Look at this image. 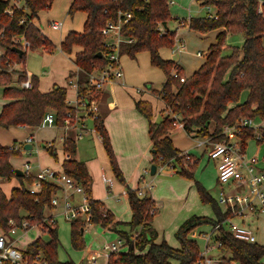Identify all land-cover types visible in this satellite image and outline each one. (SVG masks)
<instances>
[{
  "label": "trees",
  "instance_id": "1",
  "mask_svg": "<svg viewBox=\"0 0 264 264\" xmlns=\"http://www.w3.org/2000/svg\"><path fill=\"white\" fill-rule=\"evenodd\" d=\"M52 2L53 0H12L11 3L10 0H0V47L3 50L0 54V84L4 86L3 96L12 99L0 111L2 127H38L50 110L55 114V124L60 126L66 111L72 110L66 104L65 87L54 85L51 90L42 92L38 89L37 77L31 76L32 88L22 89L10 85L11 75L7 71L14 64H25L26 51L19 55L13 50L16 46L12 40L18 34H23L29 41L30 49L42 48L49 53L56 49L54 43L33 22L38 12L49 9ZM168 3V0H72L68 14L82 11L86 13V19L82 31L67 32L58 48L65 53H70L74 46L81 48L74 56L77 73L70 75L77 76L79 96H90L92 88L88 84L89 74L108 63V50L103 45L101 28L107 20L116 21L119 11L127 12L129 16L124 19L120 32L124 37L131 38L132 42H121L119 55L134 57L138 52L147 51L150 64L161 69L165 75L161 89L154 91L167 111L161 120L153 121V109L148 101H135V109L148 122L147 133L152 144L151 162L156 166L171 165L174 170L177 169L176 172L193 179L198 160L190 163L189 159L193 156L175 148L168 131L181 125L192 138L204 136L211 141H219L224 138L222 131L225 126H235L244 118L264 117V16L256 12L257 0H204V3L215 7L217 18L191 17L186 23L188 28L202 33L223 29L216 35V42L208 47L204 62L181 82L171 75L174 67L180 75L183 74L181 66L173 60L163 59L159 54L161 47H172L174 44L175 32L164 29L161 25L171 19ZM235 32L243 35L242 46H232L230 54L223 55L226 35ZM11 70L18 73V81L25 79L23 69ZM145 85L151 91V85ZM244 91H247V96L240 101ZM93 127L101 138L115 178L125 183L99 114L93 119ZM259 131L261 137L256 140L264 143V126ZM255 135L252 126H241L237 132L244 148L246 141L255 138ZM15 145L9 147L0 144V178L19 180V186L12 188L9 195L0 188V229L9 234L13 226L21 230H27L33 225L41 226V230L49 234L48 240L37 237L27 245L23 254L29 259L40 254L45 264H75L72 260L58 259L56 221L51 222L44 214L46 208H51L50 199L58 191L57 186L42 181L40 191L31 194L28 187L34 181L33 175L23 173L22 176H16L15 168L9 161L11 156L19 154L20 148H15ZM43 145L50 156L57 159L54 145ZM75 149V139L69 134L63 143V150L70 158L62 162V168L88 195L91 213L89 222L116 232L126 240L128 246L125 252L110 253L107 264H172V260L179 264H196L200 259L199 247L194 239L188 238V234L202 224L213 225L216 221L231 216L229 210L222 212L205 187L195 181L200 200L211 205L214 218L191 215L184 220L174 234L179 241L178 248L170 246L165 240L157 243L151 221L158 209L151 196H139L137 189L127 188L125 193L128 195L131 219L129 222L116 220L100 201L91 198L86 166L72 158ZM23 222H26L24 227ZM84 225L79 219L70 222V238L74 248L81 249L84 246ZM214 239L221 241L219 248L229 253L225 261L264 264V245L237 239L223 228L215 232ZM2 264L10 262L4 261Z\"/></svg>",
  "mask_w": 264,
  "mask_h": 264
},
{
  "label": "rangeland",
  "instance_id": "2",
  "mask_svg": "<svg viewBox=\"0 0 264 264\" xmlns=\"http://www.w3.org/2000/svg\"><path fill=\"white\" fill-rule=\"evenodd\" d=\"M168 1H169L168 7H169L170 16H171V19L168 21V26L169 27L178 26L177 33L185 34L184 39H185L186 49L181 53L175 52V47H173L174 46L173 44L172 48L171 47L162 48L161 49L162 53L160 54L162 56L163 55L166 56L167 59L173 60L175 62H179L183 66L182 69L184 72L181 75L184 77H187L186 74L189 73L188 75L190 76L193 73L194 68L197 67L203 59V58L196 57L194 53L198 49L205 51L207 49V46H205L207 45L206 44L207 41L205 39H210V38H206L208 31L204 32L205 34L203 35H200L202 32L196 35L193 32V30H190L188 28L187 24H185L184 26L179 25V21L181 19L188 20V18L190 17L205 16L207 3H204V0H168ZM10 2L12 3V0H10ZM209 6L211 7L212 11H215V7L212 4H209ZM64 8L65 6L63 5V3L53 2L52 8L48 9V11H44L41 17L42 23H44L48 18L65 20L66 25L61 33H56L54 31L50 32L54 40L56 38H59L58 34L59 36H62V34L66 32V30L68 29L81 30L83 27L82 13H79L76 11L72 15H67V11H66L67 8H65L66 10ZM243 41H244V38L240 32L228 33L225 39L226 46L222 49V54L223 55L230 54L231 47L232 46L241 47L243 44ZM263 43H264V40H263ZM54 45L56 46V49L52 53L57 54L59 53L57 42H55ZM1 49L2 48H0V50ZM52 53L47 52V54H52ZM139 54H140L139 62H142L141 72L143 71L142 73H144V75H141L140 78L146 77L147 81H145L142 84L140 83L129 84L125 82L124 86L125 88H128L131 91L133 90L139 95H140V92H139L140 89L141 91L143 89L145 90L141 94L143 93L146 94L148 102L151 104L152 108L154 109L153 112H156L153 115L152 119L155 118V120L157 121L156 118H161V115L160 114L158 115V112H157V109L160 106V104L157 101L158 100L157 94H155L154 91H159L161 89V84H159V81H158V75L161 77L162 72L161 70H159V68L152 66L149 62H148V65L143 63L144 62L143 58L146 56L145 51H141L139 52ZM44 60H45V57L43 56V54H39L34 49L27 50L26 60H25V68L27 70V74L30 77L32 75L40 76V75H43L42 73H44V70L48 72L51 67H54L52 65H47ZM120 61H121L123 71L126 70L127 73L131 74L132 76L137 72V70H135L137 67L136 63L134 64V62H130L128 55L121 54ZM14 67L15 69H17L15 71H18L20 69L24 70V64H16L14 65ZM146 69L148 70L152 69L155 72L153 74L148 75L146 72L147 71ZM7 71L11 75L10 84L13 83V81H15V85L18 87L20 83V81H18V73L13 72L11 70V67H9ZM72 73L75 74V71H73ZM74 74L70 75V73L68 72L66 78L67 79L74 78L75 77ZM149 77H151V79ZM108 84L109 82L105 83L104 87L106 88V85ZM145 84L151 85L152 87L151 91L146 88ZM66 85L69 86L67 81H66ZM70 87L71 86L68 87L69 93L71 90H74L73 87L71 88ZM104 87L102 89H104ZM107 88L109 89L113 88V90H111V94L118 93V91L116 90L117 89L116 84L114 86L108 85ZM69 96H74V94H69ZM246 96L247 94L243 92L241 96L242 101L245 100ZM67 98L69 99L70 97H67ZM4 99H7V97H4L1 94V85H0V102ZM99 105H100V101L98 104V100H97V106L99 107ZM87 124H88L89 131L93 129L92 128L93 120L91 118H88ZM263 124H264V117L256 116L253 118V124H252L253 127L258 128L260 125H263ZM40 126L42 128L39 129L40 130L39 138L41 137L45 139H51L50 138L51 136L52 137L59 136L60 132L62 134V131L59 129H53L52 127H49L46 125H40ZM134 128H139V125L138 124L134 125ZM173 129H179V131H182V132L175 133L173 135L174 145L177 146V148H181L183 150H186V148L190 146V148H192L190 152L193 154H197V157L191 154L193 158L189 159L190 163H192L196 159L198 160L197 166L194 170L193 179L187 178L186 176L181 175L180 173L176 172L177 169L173 170L172 167L165 166V165L163 166L157 165L155 174L151 175L150 167L151 165L154 164L151 162L152 146L148 149V151H146L148 157H144V154L140 152L141 147L143 148V145L141 142H138L136 147H130V148L133 150L132 154H135V159L136 160L141 159V161L139 163H134V165H131L129 168H126V183H122L118 179L116 180L120 182V184H122L123 187H125L126 189L131 188L133 190H136L137 186H139V188L141 187L142 196L147 195L145 194L147 192H143V190L145 189L152 194L154 199L157 200V207H158V210L156 211V214L154 215L156 216V218L153 216V219L151 221L154 224V227L156 228V230L159 232V237L157 238L155 236V240H158V242H161L162 240H166V242H168L170 246H173L171 242H173L174 245L176 243L177 245L175 246H179V241L175 238L174 232H176L175 230L177 226H180L184 220H186L191 215L205 216L208 218L214 217V212L212 210L211 205L209 203H203L200 200L198 192H197V188L195 185V181L203 185L205 189L210 193L212 198L215 200L217 199V194H218L220 187L216 183V174H215L216 168L214 166L213 161L207 162V157L205 155H200L201 153L200 151H202L200 149L202 148L196 147L197 140H205L207 137L199 136L196 139H193L192 137L188 136V134L186 133V131L183 129L181 125L175 126L173 127ZM136 132L138 133V135H141L139 129H136ZM136 132H133V134L135 135ZM259 132L260 131H256L255 132L256 135ZM133 134H132V137H134ZM23 136H27V134H26V131H24L23 127H20V125L19 126L11 125L8 127L0 126V142L2 144H5V146L6 144H8L7 146L12 147L14 144H16L18 147L19 146L21 147L22 145H20L19 140H21L20 138H22ZM84 137L85 136H83L81 139H77V142H76L77 149H78V144L79 145L81 144L83 148L82 142L84 140ZM37 143H40V142H38L37 140ZM245 154L248 158L255 156L258 159V163H257L258 166L259 167L264 166V143H258L256 138L248 139L246 141ZM13 162L18 163V158L17 160L14 159ZM142 163L144 165H142ZM113 177L115 178L114 175ZM18 184L19 182L17 181L16 178H12L9 181H7L4 178H0V188L6 195L7 194L9 195L11 189L16 187ZM137 190H140V189H137ZM225 191L227 192V188H225ZM126 197L128 198L127 194H126ZM219 206L221 207L222 211H224L223 206L222 205H219ZM50 209L49 208L45 209L44 214L46 217L50 215L52 211V209L51 210ZM125 217L126 218L123 219V221L129 222L131 219V214L130 216L127 215V211H126ZM54 219L56 220L57 237H58L57 257L60 261L72 260L75 264H88V255H89L90 249L101 251L105 243L116 241L119 238L116 232L106 231L103 229V227H101L98 224H87L84 229V234H83L84 246L81 249H77V248H74L71 244V238H70V222L71 221L65 220L63 215L58 212L55 213ZM233 220L234 222H237V223L242 222L241 219H239V217H235ZM243 221L247 226H249L256 233L257 243L264 245V213H260L258 215V218L255 215L247 214L246 216L243 217ZM123 227L126 228L125 226ZM210 227H211V224L207 223L206 226H204L203 228L210 229ZM41 229H42L41 226H38V225H33L30 228H28L26 231L24 230L20 231L21 229H18L17 233L21 235H20V238L17 240V244L20 246H23V245L27 246L26 244L31 243L32 240L36 239L37 237H41L43 240H47L49 238V234L47 232L42 231ZM0 233H1V230H0ZM198 242L200 245H203V240L201 238L198 240ZM203 247L204 245L201 247V249H203ZM86 250L88 251L86 252ZM127 250H128L127 245L120 248L121 252H125ZM225 252L229 256V253L227 251ZM97 260L99 264H105V262L107 261L106 258H102V257L98 258ZM263 261H264V257H263Z\"/></svg>",
  "mask_w": 264,
  "mask_h": 264
},
{
  "label": "built area",
  "instance_id": "3",
  "mask_svg": "<svg viewBox=\"0 0 264 264\" xmlns=\"http://www.w3.org/2000/svg\"><path fill=\"white\" fill-rule=\"evenodd\" d=\"M210 1L216 2L220 0ZM18 6H20L19 3ZM256 12L264 16V0H257ZM121 15H123L122 18L120 17ZM128 16L129 14L127 12L121 13L119 11L116 21L107 20L101 28V33L104 36L103 45L108 50V63L103 68L89 74L88 84L92 88L90 96L84 98L79 96L77 76L69 78L68 85L76 89L74 102L66 101V104L72 110L66 111L63 123L60 126L55 124V114L53 111L50 110L45 114L41 125L61 127L64 134L60 136V139L63 142L68 138L70 131L75 133L73 136L75 140L81 139L86 134L87 128L84 123V116L92 120L97 117V100L100 91L105 83L122 77L123 72L119 63L120 43H130L132 39L121 35L120 29ZM205 16L214 19L217 18L216 11H212L209 4H207ZM186 22L188 21L181 19L179 25L184 26ZM61 26V21H52L50 24L52 29H59ZM110 33L114 34V38L108 37ZM12 41L16 47L23 51L27 52L30 49V43L23 34L14 36ZM173 47H175V52L181 53L185 50L186 45L183 39H179L177 41L174 40ZM1 53L2 49L0 50ZM196 55L201 56L202 52L197 51ZM14 65L11 69H15ZM171 75L174 78H178L181 82L185 80V77L178 73L176 67L172 69ZM18 87L22 89L32 88L31 77L27 73L25 79L20 81ZM173 124L175 125V122ZM241 126H252V119L244 118L235 126H225L222 131L224 134L223 139L219 141H211L209 138L197 140L196 147L203 149V155L207 157L208 161H213L216 168V183L220 187L216 202L218 205L223 206L224 211L229 210L231 213V216L221 221H216L212 225L213 231L216 232L220 228H223L237 239L254 243L256 242V233L246 224L234 222L233 219L235 217H243L246 213H264V166H258V159L255 156L250 158L246 156L245 148L237 137V132ZM260 137V133L255 135L256 139H260ZM193 139H196V137ZM25 142L31 143L32 137H26ZM50 145L51 142H48L47 146ZM15 148H18V146L15 145ZM184 153L190 154L187 152ZM165 166L169 165L166 164ZM169 167L172 166L170 165ZM23 173L31 174V166L29 163H24ZM32 175L34 181L28 187L31 194H37L40 191L42 181L51 182L58 188V191L50 199L51 209L62 214L67 221L79 219L84 223H90V199L85 193L84 188L74 178L65 174L63 171L56 172L45 167L38 168ZM103 180L108 184L111 183L109 178L103 177ZM225 188H227V192ZM137 193L139 196H142L141 190H138ZM75 196L79 198L76 199ZM54 217L55 214H50L47 218L51 222H54L56 221ZM10 224H12L11 221ZM22 225L24 227L26 222H23ZM17 229L13 226L9 234L4 232L0 233V264L4 261H9L10 264H45L40 254L35 255L33 259H29L23 254V250L13 247L9 235L14 234ZM215 242L220 247L221 241L215 240ZM125 245L126 240L122 237H119L116 241L105 243L100 252H94L88 255V264H99L97 260L99 257L104 256L107 259L110 253L120 251V248ZM105 264H107V261ZM196 264L235 263L234 261L212 260L200 255V259L197 260Z\"/></svg>",
  "mask_w": 264,
  "mask_h": 264
},
{
  "label": "crops",
  "instance_id": "4",
  "mask_svg": "<svg viewBox=\"0 0 264 264\" xmlns=\"http://www.w3.org/2000/svg\"><path fill=\"white\" fill-rule=\"evenodd\" d=\"M53 2L63 3V5L65 6V8H67V10L65 8L64 9L67 11V15H69L68 14V8H69L72 0H53ZM53 2H52V4H53ZM52 4L49 7V9L52 8ZM44 11H48V9L38 12L37 17L33 19V22L36 26L39 27L41 32L47 38H49L53 43L57 42V46L60 45L61 41L63 40V38L67 32H69V31H82V29H83V27L81 30H79V29H68V30H66V32H64L62 34V36H59V34H58L59 38H56L54 40L53 36H51L50 32L54 31L56 33H61L63 31V29L65 28V25H66L65 20H63V19H61V20L60 19L59 20L58 19H49L48 18L44 23H42L41 17H42V14L44 13ZM77 12L82 13L83 24H84L85 19H86V13L82 12V11H77ZM190 18H188V20ZM188 20H186V21H188ZM52 21H61L62 26L59 29H52L50 27V24L52 23ZM164 29H168L169 31L175 32L174 40L177 41L179 39H183L185 42V39H184L185 34L184 33H182V34L177 33L178 26L169 27L168 22H167L166 28H164ZM222 29L223 28H217V29H213V30L208 31L206 38H210V39H205L207 41L206 42L207 45H205V46H207V49L205 51L200 50V49L197 50V51L202 52L201 56L196 55L197 51L194 53V55L196 57L203 58L202 61L199 63V65L194 68V71L197 70L200 67V65L204 62V60L208 54V47L211 44H214L216 42V35ZM193 32L196 35L201 33V32L195 31V30H193ZM203 34H205V33H201L200 35H203ZM108 37L114 38V34L110 33L108 35ZM263 40H264V37L262 39V45L264 47ZM162 48H164V47H161L159 49V54L162 53L161 52ZM34 50H36L39 54H43V56L45 57L44 61L47 65H52L55 67V68L51 67L48 72H46L44 70V73H42L43 75L38 76V75L34 74L35 76H37L38 89L42 92H47V91L51 90L54 85H58V86H62V87L66 86L65 87L66 88V101L74 102V100L76 98V89L75 88H74V90L70 89L71 90L70 93L68 92L69 86L66 85V81L68 82V79L66 78V76H67L68 72L72 73L73 71H75L77 73V66L74 63V56H75L76 52L81 50V48L78 46H74L70 53H65L59 49V53H57V54H54V53L47 54V52L44 51L42 48H37ZM2 52H3V50H2ZM145 52H146V56L143 58V60H144L143 63L148 65V62L150 63V55L147 51H145ZM139 56H140L139 52L136 53L134 57L129 56L130 62H134V64L136 63V65H137V67L135 69V70H137V72L133 76L131 74L127 73L126 70L123 71L121 61H120V56H119V63H120L123 75L119 79H115V80L110 81L108 85L114 86L116 84L117 85L116 90L121 95V97L118 93H112L111 94V90H113V88L109 89V88H107L108 85H106V88L104 87V89H102L100 91L99 98H98V104L100 101V105L98 107V114L103 119L104 125L106 127V130H107L109 138H110V142H111L114 154H115L117 162H118L119 169L121 171V174H122V177H123L125 183H126V168H129L131 165H134V163H139L141 161V159H139V160L135 159V154H132L133 150L130 147H136L137 143L141 142L143 145V148L141 147L140 152H142L144 154V157H148L146 151H148V149L152 146V144L148 138V133H147L148 122L145 120L146 118L135 109V101H137L139 99L148 101L146 94L145 93L141 94L145 90L143 89L141 91V89H140L139 90L140 95H139L138 93L134 92L133 90L131 91L130 89L125 88V86H124L125 82H127L129 84H137V83L142 84L145 81H147V78L145 76H143L145 78H140V76L144 75V73H142L143 71L141 72L142 62H139ZM160 56L163 59H167V57L164 55L162 56L160 54ZM176 63H178L181 66V68L183 67L179 62H176ZM146 70H147L146 72L148 75L153 74L155 72L152 69H149V70L146 69ZM159 70H161V69H159ZM24 71L27 73V70L25 68V64H24ZM161 72H162L161 77L158 75V81H159V84H161V86H162L163 82L165 81V75H164L162 70H161ZM188 74H186V75L189 76ZM149 78L151 79V77H149ZM10 85L16 86L15 81H13V83H11ZM3 87L4 86L1 85V94L2 95H3ZM137 91H138V89H137ZM244 93L247 94V91H244ZM69 94H74V96H69ZM67 97H70V98L68 99ZM157 99H158L157 101L160 104V106L157 109V112H158V115L159 114L161 115V118H156V119H157V121H159L163 118V116H165L167 114V111H165L164 104L162 103V101L158 97H157ZM11 100H12L11 98H7V99L2 100L0 102V111H1L2 107L4 106V104L10 102ZM240 101H242V98H240ZM153 111H154V109H153ZM155 113L156 112H153V115ZM87 120H88V118L86 116H84V123L86 124L85 126H87V128H88ZM153 121H156L155 118L153 119ZM136 124L139 125V128H134V125H136ZM252 124H253V119H252ZM263 126H264V124L260 125L258 128H255L253 126L252 127L254 128V132H256V131H259L260 128H262ZM20 127H23L24 131H26L27 136H23L22 138H20L21 140H19V142H20V145H22V146L21 147L19 146L20 150H19L18 155H15L14 157L11 156L9 158L11 165L14 168H18V169H21L23 171L24 163H29L31 166V170H32L31 174H34L38 170V168H44V167L52 169L56 172H62L63 171L62 162L65 159L70 158V155L64 152V150H63V143L64 142L60 139V136L62 134H64V131L62 130V128L57 127V126H49V127H52L53 129L61 130L62 134L60 132L59 136H55V137L51 136L50 137L51 139H45V138H41V137L39 138V135H40L39 129L42 128L41 126H38V127L20 126ZM92 128L93 129H91L90 131L88 128L86 134L83 135V136H85L84 140L82 139L83 140V142H82L83 148H82L81 144L80 145L78 144V149H77V144H76L77 140H75L76 149H75V154L72 158L76 159L79 162H82L86 166V170H87V173H88L89 178H90L91 198L94 200L100 201L104 205L105 209L110 211L114 215V218L121 222V221H123V219L126 218L125 217L126 211H127V215L130 216V214H131V211L129 208V200L125 194L126 188L123 187V185L120 184V182H118L116 180V178L113 177L114 174L111 170L108 157H107L106 152L103 148L101 138L98 135V133L95 131L93 126H92ZM136 129H139L141 135H138V133L136 132ZM133 132H136V134L134 135ZM178 132H182V131H179V129H173V128L168 131V134H169V137H170L172 143L174 142L173 135L175 133H178ZM69 134L74 136L75 133L70 131ZM132 134L134 135V137H132ZM28 136L32 137L31 143L25 142V138ZM37 140L40 143H37ZM48 142H51L52 145H54L55 150H56L57 159H53L50 156V154L47 152V150L44 148L43 143H48ZM0 144L5 146V144H2L1 142H0ZM28 144H32V149H30V150L27 149L25 152L24 145H28ZM7 145L8 144H6V146ZM173 145H174V143H173ZM174 147L177 148V146H175V145H174ZM177 149H179L181 151H185V152L190 153V154L194 155L195 157H197V154H193L190 152V150L192 149V148H190V146L187 147L186 150H183L181 148H177ZM200 150H202V151H200L201 152L200 155H203V149H200ZM17 158H18V163H14L13 160L14 159L17 160ZM207 162H209V161L207 160ZM142 165H144V164L142 163ZM215 174H216V172H215ZM103 177L109 178L111 183L108 184L107 182H105L103 180ZM7 181H9V180H7ZM17 181L19 182L18 179H17ZM136 188L140 189L142 191L141 187L139 188V186H137ZM143 192H147L145 194L151 196V198L154 199L152 194L150 192H148L146 189L143 190ZM75 198L78 199L79 197L75 196ZM154 201H155V206L157 207V200L154 199ZM157 209H158V207H157ZM56 212H57L56 210L52 209L50 214H52V213L55 214ZM247 214L255 215L258 218V215L260 213H257V212L246 213L244 216H246ZM154 217L156 218V216H154ZM243 217L239 218L242 221L241 223H244ZM87 224H92V223H86L84 225V229H85ZM204 226H206V224H202V225L196 227L195 229H193L188 234V238L194 239L197 242L198 247H199V253L201 256H203V257L205 256V257L210 258L212 260H223V261L226 260L228 255L226 254V252L224 250L220 249L216 245V242L214 239L215 232L212 229V225H211L210 229H204L203 228ZM151 227L154 229L155 234H156L155 236L158 238L159 232L156 230V228L154 227V224L152 222H151ZM178 227L179 226H177V228ZM177 228H176V230H177ZM126 229H127V227H126ZM22 230H20V231H22ZM104 230L110 231L107 229H104ZM24 231H26V230H24ZM1 232H3V231L1 230ZM17 232H18V229L14 234L9 235V239H10L13 247L24 250L27 246H24V245L20 246L17 244V240L20 238V235H21V234L19 235ZM83 234H84V230H83ZM118 237H120V236L118 235ZM200 238L203 240V245H204L203 249H201V247L203 245H200L198 242V240ZM155 241H157V243H159L158 240H155ZM214 242H215V244H214ZM171 244L173 245L172 247H175V248L179 247V246H175V245H177L176 243L174 245L173 242H171ZM26 245H28V244H26ZM88 250H86V252ZM94 252L97 253L100 251L90 249L89 254L94 253ZM101 257L105 258L104 256H101ZM101 257H99V258H101ZM171 262H172V264H179L175 260H172ZM234 263L239 264L237 262H234Z\"/></svg>",
  "mask_w": 264,
  "mask_h": 264
},
{
  "label": "water",
  "instance_id": "5",
  "mask_svg": "<svg viewBox=\"0 0 264 264\" xmlns=\"http://www.w3.org/2000/svg\"><path fill=\"white\" fill-rule=\"evenodd\" d=\"M162 27L163 28H166V22H163L162 24ZM13 50L15 51V52H17L19 55H22L23 54V50H21L20 48H18V47H13ZM24 149L25 150H30V149H32V144H28V145H24ZM154 151V150H153ZM14 172H15V175L16 176H22L23 175V171L21 170V169H18V168H15L14 169ZM155 172H156V165H151V167H150V174L151 175H153V174H155Z\"/></svg>",
  "mask_w": 264,
  "mask_h": 264
}]
</instances>
